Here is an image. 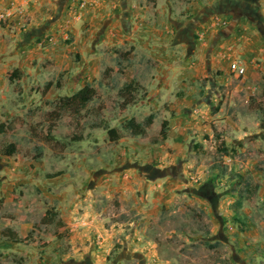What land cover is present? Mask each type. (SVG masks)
<instances>
[{
    "label": "crops",
    "instance_id": "crops-1",
    "mask_svg": "<svg viewBox=\"0 0 264 264\" xmlns=\"http://www.w3.org/2000/svg\"><path fill=\"white\" fill-rule=\"evenodd\" d=\"M244 1L247 0H0V14L15 4L26 16L23 22H19L17 15L7 22L0 20V125L5 126L4 136L13 132L14 126L29 123L30 135L36 138L33 134L39 127L35 131L34 127L42 125L39 115L43 104L51 107L50 96H44L40 87L49 83L45 77L48 81L53 76L61 77L53 83L58 87L55 101L87 84L96 89L109 68L108 50L121 48L130 52L124 56L125 65L142 88L135 96L140 91L147 95L127 113H136L142 108L154 113L152 123L159 122L157 132L167 121V139L160 145L155 144L153 151L149 146L138 150L139 137L122 135L120 127L125 121L137 122L138 118L126 115L111 123L102 121L100 124L106 130L89 127L87 132L89 137L103 133L98 158L101 164L98 172H92L89 164L85 170L102 174L104 181L99 185L108 199L129 188L128 175L137 170L136 165L150 167L159 174L176 171L178 179L169 173L164 175V180L184 185L188 169L196 163L192 159V142L202 145L201 136L210 135L213 125L221 129V116L225 117L226 108L233 109L228 123L234 141L239 143L252 135L247 126L252 97L261 96L264 91L261 87L264 83V7L262 0H256V13L249 15L235 7ZM81 3L85 7L77 21L73 16ZM187 13L191 15L189 19H185ZM48 35L54 37V43L47 48L39 47L41 39ZM70 40L73 41L69 43ZM73 58H80L79 63L73 64ZM45 60L53 61L55 69L42 70ZM114 61L110 66L118 75L119 59ZM234 62L245 68L243 76L231 72ZM14 71L17 74L11 80ZM124 82L122 78L121 88ZM106 89L111 93L108 86ZM108 97L106 94L102 99ZM241 107L243 113L238 111ZM141 123L147 133L146 124ZM109 144L114 146L108 148ZM243 149L239 147L237 152L244 153L246 149ZM16 155L0 156V200L3 202L0 209L23 203L29 208L32 204L37 207L44 196L43 183L26 176L37 171V165L33 168L32 160L16 158ZM127 157L129 160L124 161ZM135 158L138 161L133 162ZM229 161H233L232 157ZM233 163L235 173L242 177L250 174L251 162L243 161L236 166L235 160ZM199 171L205 170L201 167ZM71 188L70 185L64 192L59 194L57 190L48 196L51 201L42 216L44 225L37 226L52 223L54 229L49 235L45 230H36L35 221L23 214L18 220L0 226V264H43L40 253L44 252H50L56 263L73 259L70 252L79 243L86 242L90 231L77 227L88 223L75 216L76 199L66 197ZM29 190L35 192L30 202ZM259 196L264 201V184ZM62 209L68 210L67 217ZM49 211L53 217L45 219ZM6 234H15L18 239H9ZM26 237L27 241L22 240Z\"/></svg>",
    "mask_w": 264,
    "mask_h": 264
},
{
    "label": "rangeland",
    "instance_id": "rangeland-1",
    "mask_svg": "<svg viewBox=\"0 0 264 264\" xmlns=\"http://www.w3.org/2000/svg\"><path fill=\"white\" fill-rule=\"evenodd\" d=\"M261 3L264 7V0ZM81 12L77 8V13ZM185 15V19L191 17L190 13ZM114 50H120L124 56L130 53L121 48ZM114 50H108V71L103 74L99 82L101 85L96 86L97 98L85 111L74 115L54 108L58 87L53 83L61 80V77L53 76L49 81L45 77L49 83L40 87L43 88L44 96H50L51 107L43 104L39 115L42 127L36 130V138L32 139L30 135L29 123L14 126L13 132L6 136L19 145L16 158L32 160L33 168L37 165V171H30L26 176L27 179L43 183L44 196L37 207L32 204L29 208L24 203L4 206L0 209V226L18 220L23 214L35 221L36 230H45L49 235L54 225L41 226L44 225L42 216L49 209L47 205L51 201L48 196L57 190L60 194L71 185V193L66 197L70 200L75 197V216L88 223L77 227L79 230L88 229L90 236L85 238V243H79L70 252L72 260L56 263L52 261L50 252H44L40 253L41 259L45 261L43 264H264V201L259 196L261 184H264V83L261 86L262 95L252 97L250 123L247 122L251 128L248 131L252 134L250 138L239 143L234 141L228 123L233 109L226 108L225 117L221 116V129L213 125V133L211 130L210 135L201 136L202 145L192 142V159L196 163L188 169L184 185L178 181L169 184V180H164V175L169 173L178 179L176 171L159 174L150 170V167L136 165L137 170L128 175L131 182L129 188L108 199L103 195L105 190L99 185L104 181L100 176L102 174L85 170L89 164L92 172H98L101 164L98 158L102 150L103 133L89 137V127L100 122L103 124L102 121L106 120L111 123L113 119H122L126 115L144 123L150 116L154 117V113H148L145 108L136 113H127L128 109L144 101L147 95L143 97L145 92L140 91L135 102L122 96L123 77L121 74L116 75L110 66L115 59H119ZM73 60V64H78L80 58ZM225 67L227 69L228 64ZM41 69H55V64L45 60ZM50 76L48 74V78ZM106 86L111 93L106 92ZM106 94L109 97L103 100ZM238 111L244 112L242 107ZM126 124L127 121L120 126L123 129L121 134L130 136L125 129ZM151 124L146 125V135L137 138L138 150L148 146L154 150L159 122ZM79 134L86 136L84 142H73L72 138ZM216 135H219V140ZM206 136L209 140L205 139ZM196 144L200 148L196 149ZM221 144H224L229 155L217 152ZM113 146L107 145L108 148ZM239 147L246 149L245 152H237ZM38 154L41 155L35 161ZM230 157L233 161H229ZM132 160L136 162L138 158ZM234 160L235 166L243 161L251 162L250 174L242 177L235 173ZM201 167L204 173L199 171ZM29 193L28 202L35 196L34 191L29 190ZM240 196L249 198L242 202V207L238 206ZM66 211H61L65 217L68 216ZM235 214L240 217L242 224L234 221ZM37 242L40 243L38 239ZM115 246L117 249L112 252Z\"/></svg>",
    "mask_w": 264,
    "mask_h": 264
},
{
    "label": "trees",
    "instance_id": "trees-1",
    "mask_svg": "<svg viewBox=\"0 0 264 264\" xmlns=\"http://www.w3.org/2000/svg\"><path fill=\"white\" fill-rule=\"evenodd\" d=\"M150 2H155V0H149ZM187 1V0H185ZM116 52V54L119 57V69L118 72L121 74V76L124 78L125 82L124 85L121 88V94L123 97L125 98H130L133 102L136 101V96L135 93L137 92V90H141L142 88L137 84L136 80L133 78L132 73L127 70V68L125 67V61H124V54L123 52H121L120 50H114ZM17 74V71H14L11 75H10V79H14L15 76ZM146 96V93L143 95V97ZM97 98V91L96 89L90 85L87 84L85 85L82 89H80L79 91L75 92L74 94L70 95V96H62L60 98H58L55 101L54 107L62 112V113H72L74 115H79L82 111H85L87 109V107L89 106V104H91L94 99ZM153 120V116H150L147 121L145 122L146 125L151 124ZM145 125V126H146ZM144 125L141 122H136L135 120L132 121H128L126 124V129H128V131L130 132L132 137H140V136H145L146 135V130L143 127ZM40 127L39 125L34 127V131ZM100 129L103 128L104 130H106V126L101 125L100 123L97 124H93L90 126V129ZM168 122L164 121L162 123V125L160 126L157 135H158V139L154 141V144H162L166 139H167V135H168ZM5 134V126L3 124L0 125V156H4V157H9L12 158L14 157L19 150V145L18 143H16L15 141H11L9 139L6 138ZM1 136H4L3 138H1ZM34 137H36V134H33ZM217 140H219V135L215 136ZM206 140H209V137L206 136L205 137ZM84 140V135L83 134H79V135H75L72 138L73 142H81ZM195 148L198 149L200 148L199 144L195 145ZM217 152L221 153V154H225V155H229L228 150L225 148L224 144H221L220 146L217 147ZM41 154H38L36 157H40ZM249 198L247 197H242L240 196L239 198V202H238V206L242 207V202H244L245 200H248ZM18 200V197L15 196V201ZM3 205V202L0 200V207ZM51 216V217H50ZM53 214L52 212H48L46 214L45 219H49L52 218ZM234 221L237 223H241V219L240 217H238V215L234 216ZM242 224V223H241ZM240 224V225H241ZM7 237L9 239H18L17 236L15 234H6ZM22 240L27 241L28 237L23 238ZM117 249V246H115L112 250V252H114Z\"/></svg>",
    "mask_w": 264,
    "mask_h": 264
},
{
    "label": "built area",
    "instance_id": "built-area-1",
    "mask_svg": "<svg viewBox=\"0 0 264 264\" xmlns=\"http://www.w3.org/2000/svg\"><path fill=\"white\" fill-rule=\"evenodd\" d=\"M85 7L84 3L79 4L78 9L81 11ZM17 15L19 22H23L26 19L25 12L21 7L15 6V4L10 5V7L0 14V20L2 22H7L12 20ZM74 17L76 20H80L81 14L75 13ZM18 22V21H17ZM18 22V23H19ZM54 43V37L51 35L45 36L39 42V47L47 48ZM231 71L238 76H243L245 74V68L237 62L231 65Z\"/></svg>",
    "mask_w": 264,
    "mask_h": 264
},
{
    "label": "flooded vegetation",
    "instance_id": "flooded-vegetation-1",
    "mask_svg": "<svg viewBox=\"0 0 264 264\" xmlns=\"http://www.w3.org/2000/svg\"><path fill=\"white\" fill-rule=\"evenodd\" d=\"M255 0H247L244 1L243 3H236L235 7L239 10L242 9V11L247 12L249 15H255V6H254Z\"/></svg>",
    "mask_w": 264,
    "mask_h": 264
}]
</instances>
